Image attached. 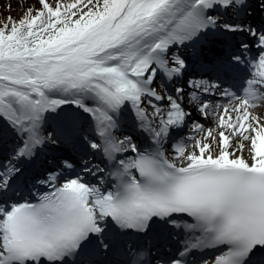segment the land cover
Wrapping results in <instances>:
<instances>
[{
	"label": "snow or ice",
	"instance_id": "obj_1",
	"mask_svg": "<svg viewBox=\"0 0 264 264\" xmlns=\"http://www.w3.org/2000/svg\"><path fill=\"white\" fill-rule=\"evenodd\" d=\"M37 2L0 26V264H264V0Z\"/></svg>",
	"mask_w": 264,
	"mask_h": 264
},
{
	"label": "rangeland",
	"instance_id": "obj_2",
	"mask_svg": "<svg viewBox=\"0 0 264 264\" xmlns=\"http://www.w3.org/2000/svg\"><path fill=\"white\" fill-rule=\"evenodd\" d=\"M66 2H70V0H66ZM40 7L37 0H0V26L7 22L8 17L19 21L29 8L38 10ZM157 86L159 85L157 84Z\"/></svg>",
	"mask_w": 264,
	"mask_h": 264
},
{
	"label": "bare ground",
	"instance_id": "obj_3",
	"mask_svg": "<svg viewBox=\"0 0 264 264\" xmlns=\"http://www.w3.org/2000/svg\"><path fill=\"white\" fill-rule=\"evenodd\" d=\"M157 90L158 91H160V87H157ZM149 111H151V108H149ZM254 112H259V113H264V108H258V109H255V110H253ZM193 112H194V115H196V113H198V112H195L194 110H193ZM230 115H235L234 113H230ZM197 116V115H196ZM212 130H213V134H216L217 132H219V128L217 127V129L215 128H211ZM169 152H171L172 150H168ZM245 155H247V152H245Z\"/></svg>",
	"mask_w": 264,
	"mask_h": 264
}]
</instances>
